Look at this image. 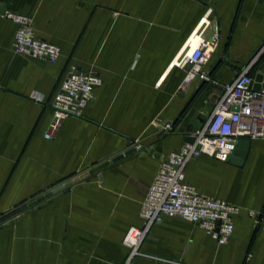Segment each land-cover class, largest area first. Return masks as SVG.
<instances>
[{
	"label": "crops",
	"instance_id": "0c3cea01",
	"mask_svg": "<svg viewBox=\"0 0 264 264\" xmlns=\"http://www.w3.org/2000/svg\"><path fill=\"white\" fill-rule=\"evenodd\" d=\"M6 11L30 17L37 37L59 47V61L16 54ZM197 30L206 39L220 34L205 67L212 82L189 79L176 62ZM263 47L264 0H0V264H125L131 251L123 239L142 224L141 203L162 157L184 144L187 125H200ZM71 66L103 84L82 117L65 120L49 140L52 101ZM254 71L264 74V51ZM180 116L187 123L163 138L160 126ZM136 143L143 150L130 153ZM187 180L242 208L230 242L169 217L130 264H264V138L251 140L242 167L196 157Z\"/></svg>",
	"mask_w": 264,
	"mask_h": 264
},
{
	"label": "built area",
	"instance_id": "2783aa9c",
	"mask_svg": "<svg viewBox=\"0 0 264 264\" xmlns=\"http://www.w3.org/2000/svg\"><path fill=\"white\" fill-rule=\"evenodd\" d=\"M211 13L212 9L207 14ZM4 17L16 25L13 41L16 54L39 62L54 64L59 61V47L37 37L30 17L12 11H6ZM205 22L204 18L201 23ZM198 32L192 34L186 44L189 50L184 51L176 62L179 67H185L192 61L194 66L188 72V78L199 77L205 82H212L205 67L219 46L220 34L206 39L203 37L204 30ZM195 35L199 38L194 42L192 38ZM263 51L264 47L237 73L231 83L222 87V95L211 113L198 125L197 132L192 134L194 142H184L180 148L162 157L157 174L141 203L139 217L142 224L130 227L123 239L124 245L131 251L125 264H130L140 254V246L152 227L169 217H179L187 223L198 225L219 245H225L232 239L234 218L240 215L242 208L199 193L197 187L187 180V167L200 155L228 163L240 139L264 138V90L257 92L251 86L255 66ZM102 84V78L94 71L71 66L53 98L52 120L45 138L53 139L65 120L82 117L94 98L95 89ZM160 129L170 134L175 131V126L164 123ZM133 149L136 152L143 150L139 143ZM249 215L255 218L256 213L250 211Z\"/></svg>",
	"mask_w": 264,
	"mask_h": 264
},
{
	"label": "water",
	"instance_id": "95a60500",
	"mask_svg": "<svg viewBox=\"0 0 264 264\" xmlns=\"http://www.w3.org/2000/svg\"><path fill=\"white\" fill-rule=\"evenodd\" d=\"M194 64L192 61H189L186 66H185V71L190 72L193 68ZM253 90L257 92H261L264 90V74L259 71L255 72L253 74V81L251 84ZM180 121V122H179ZM182 123L184 126L187 123V118L184 116H180L177 120L170 121L169 123L175 126L177 123ZM199 126L194 125V124H188L187 127L185 128L183 132V140L186 143H193L194 138L192 137V134L197 132ZM160 132L162 130L160 129ZM169 135V133H164L163 138H166ZM251 147V140L250 139H240L236 145V149L234 151V155L232 156L230 163L233 166L236 167H242L248 157L249 151ZM134 149H130L129 152L133 153ZM122 155H118L117 157L114 158V160H117L121 157ZM88 176V172H84L78 176H75L65 182H63L61 185H58L57 187H54L50 189L49 191L43 193L39 197H36L32 201L28 203L29 207L36 206L37 204L45 201L46 199H49L52 197L54 194H57L61 191H64L66 189L71 188L74 184L78 183L79 181L83 180L85 177ZM99 179L102 181L103 177L102 175H99Z\"/></svg>",
	"mask_w": 264,
	"mask_h": 264
},
{
	"label": "bare ground",
	"instance_id": "6f19581e",
	"mask_svg": "<svg viewBox=\"0 0 264 264\" xmlns=\"http://www.w3.org/2000/svg\"><path fill=\"white\" fill-rule=\"evenodd\" d=\"M198 38H199V36L195 35V36L192 38V40L195 42V41L198 40Z\"/></svg>",
	"mask_w": 264,
	"mask_h": 264
}]
</instances>
